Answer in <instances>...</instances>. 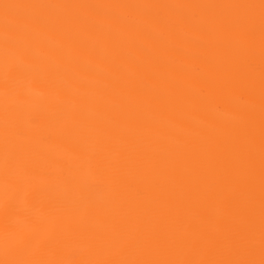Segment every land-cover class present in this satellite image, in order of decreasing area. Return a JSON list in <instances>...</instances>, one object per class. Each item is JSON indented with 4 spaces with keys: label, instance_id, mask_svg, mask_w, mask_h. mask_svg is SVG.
I'll use <instances>...</instances> for the list:
<instances>
[{
    "label": "bare ground",
    "instance_id": "6f19581e",
    "mask_svg": "<svg viewBox=\"0 0 264 264\" xmlns=\"http://www.w3.org/2000/svg\"><path fill=\"white\" fill-rule=\"evenodd\" d=\"M0 264H264V0H0Z\"/></svg>",
    "mask_w": 264,
    "mask_h": 264
}]
</instances>
